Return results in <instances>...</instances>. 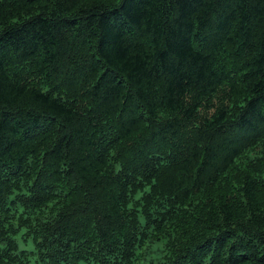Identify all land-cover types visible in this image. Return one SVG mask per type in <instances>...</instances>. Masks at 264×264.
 <instances>
[{"label":"trees","instance_id":"trees-1","mask_svg":"<svg viewBox=\"0 0 264 264\" xmlns=\"http://www.w3.org/2000/svg\"><path fill=\"white\" fill-rule=\"evenodd\" d=\"M31 258L264 264V0H0V264Z\"/></svg>","mask_w":264,"mask_h":264},{"label":"rangeland","instance_id":"rangeland-1","mask_svg":"<svg viewBox=\"0 0 264 264\" xmlns=\"http://www.w3.org/2000/svg\"><path fill=\"white\" fill-rule=\"evenodd\" d=\"M18 241H20V240H18ZM20 249H24V250H27V251H33V246H32L30 241H28L26 244H23L22 242H20ZM29 264H35L33 258L30 259ZM79 264H93V263L82 262V263H79Z\"/></svg>","mask_w":264,"mask_h":264}]
</instances>
